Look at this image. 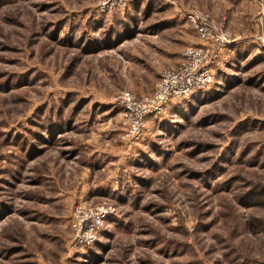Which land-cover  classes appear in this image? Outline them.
Segmentation results:
<instances>
[{
	"label": "rangeland",
	"instance_id": "rangeland-1",
	"mask_svg": "<svg viewBox=\"0 0 264 264\" xmlns=\"http://www.w3.org/2000/svg\"><path fill=\"white\" fill-rule=\"evenodd\" d=\"M99 4L0 0V264H264V14L245 0ZM193 8L226 18L230 56L134 141L114 99L152 94L200 43ZM105 203L99 241L75 247L77 207Z\"/></svg>",
	"mask_w": 264,
	"mask_h": 264
},
{
	"label": "built area",
	"instance_id": "built-area-1",
	"mask_svg": "<svg viewBox=\"0 0 264 264\" xmlns=\"http://www.w3.org/2000/svg\"><path fill=\"white\" fill-rule=\"evenodd\" d=\"M133 1L100 0L99 5L103 13L113 14L127 8ZM245 1L257 5L264 14V0ZM185 17L200 43L185 48L181 63L163 71L152 94L139 97L130 90H125L114 99L115 104L123 108L126 135L134 141L143 138L150 117L165 114L173 101L190 98L208 89L215 81L214 70L217 69L225 51L236 42L226 18L217 19L200 8L188 11ZM255 39L264 47L263 31ZM114 211V207L106 203L77 207L72 221L74 246H94Z\"/></svg>",
	"mask_w": 264,
	"mask_h": 264
},
{
	"label": "crops",
	"instance_id": "crops-1",
	"mask_svg": "<svg viewBox=\"0 0 264 264\" xmlns=\"http://www.w3.org/2000/svg\"><path fill=\"white\" fill-rule=\"evenodd\" d=\"M228 50V49H227ZM229 53V52H228ZM226 56H230V55H227L226 53L223 55V57H225L226 58ZM223 59V58H222Z\"/></svg>",
	"mask_w": 264,
	"mask_h": 264
}]
</instances>
